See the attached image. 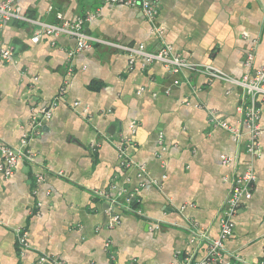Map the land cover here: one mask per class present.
<instances>
[{"label":"crops","instance_id":"obj_1","mask_svg":"<svg viewBox=\"0 0 264 264\" xmlns=\"http://www.w3.org/2000/svg\"><path fill=\"white\" fill-rule=\"evenodd\" d=\"M159 2L152 22L138 8L103 0H16L15 7L46 23L56 12L70 21L89 12L83 29L92 36L150 52L169 46L172 55L235 78L264 66V0ZM33 31L12 19L0 33L15 52L0 64V145H16L33 111L62 89L65 97L30 139V159L0 174V264H32L41 255L59 264H186L188 256L194 263L206 251L198 234L218 236L231 180L247 169L256 177L251 197L233 217L225 255L208 264H264V132L250 155V130L236 110L250 101L243 90L159 61L130 66L124 51L101 43L77 51L66 35L34 43ZM255 105L264 127V100L257 96ZM121 190L141 214L117 207L120 221L109 227L98 194ZM17 229L27 232L25 247Z\"/></svg>","mask_w":264,"mask_h":264},{"label":"built area","instance_id":"obj_2","mask_svg":"<svg viewBox=\"0 0 264 264\" xmlns=\"http://www.w3.org/2000/svg\"><path fill=\"white\" fill-rule=\"evenodd\" d=\"M16 0H0V33L3 26L12 19H22L25 22L31 23L34 26V31L31 35L32 42H38L42 36L56 37L60 35H66L74 38L76 42V50L80 51L83 49L90 48L94 43H101L112 47H117L124 51L128 56L129 65L135 62L139 58L145 59L147 63L154 61L161 62L165 68L176 73L181 69H187L193 73H199L208 76L212 79H218L225 82L233 83L239 86L243 90V96L249 97L250 101L248 103L242 102L236 108L237 112L241 114L244 123L248 126L250 130V139L246 144L247 152L256 156L259 151V144L257 137L259 134L264 132V127L259 123V110L255 105V99L260 96L264 100V66L253 72L247 71L241 77L235 78L225 72L219 70L218 68L210 64H197L192 63L179 55L170 54V47L163 46L156 51L150 52L145 49V46L141 43L139 44H119L112 41H106L95 36H92L85 32L83 29L84 23L88 20L92 14L87 12L84 16L77 17L75 20H66L63 15L56 12V22L46 23L39 22L37 20L30 19L26 16L21 15L17 8L15 7ZM103 2L122 5L132 8H138L145 19L152 22L158 14L159 11V0H103ZM155 30L160 34L162 31L160 28H155ZM15 52L12 47L4 46L0 40V64L13 62ZM253 62V54L247 53L244 61V65L248 68L251 67ZM72 68H68L71 71ZM33 79H36L33 77ZM173 83H177L175 80ZM65 97L64 90L62 89L46 106L40 107L38 110L33 111L26 128L24 129L21 137L16 145L1 144L0 145V174L4 177H9L12 175L13 170L19 160L30 159L31 153L28 148L29 141L31 138L36 136L40 129L43 127L44 123L50 119L52 110L57 106L58 102ZM74 102V105H77ZM222 127L232 132L234 135H238V130L226 122L219 123ZM120 152L124 153V148L122 144L118 147ZM225 164H230L232 159L228 157L223 158ZM127 164H130V162ZM143 171V169H141ZM255 174L251 169H247L242 173H236L232 180L228 195L222 206L220 216H219V232L216 238H210L205 233H199L198 237L206 243V251L204 256L194 262H190V257L186 258V264H208L211 262H216L221 260L226 253L224 242L228 239L234 230L233 217L236 214L241 200L249 199L251 197V188L255 181ZM42 179V176L37 175V180ZM124 190L117 192L115 195L109 193L98 194L101 200L107 202L108 209L110 213L109 227L117 225L120 221V216L115 213L114 209L123 206L132 213L141 214V212L131 207L129 197L124 195ZM123 201L125 204H123ZM159 224L155 223L153 228H158ZM17 239L20 245L26 246V230L17 229L16 230ZM264 249V246H263ZM236 260L241 261V258L237 255L234 256ZM38 263H48V264H59L56 259L48 258L45 255L38 257L36 262ZM116 264V263H113ZM128 264H134V261Z\"/></svg>","mask_w":264,"mask_h":264}]
</instances>
